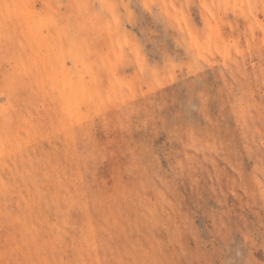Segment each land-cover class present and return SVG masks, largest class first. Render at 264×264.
<instances>
[{
    "label": "rangeland",
    "instance_id": "374dc122",
    "mask_svg": "<svg viewBox=\"0 0 264 264\" xmlns=\"http://www.w3.org/2000/svg\"><path fill=\"white\" fill-rule=\"evenodd\" d=\"M0 264H264V0H0Z\"/></svg>",
    "mask_w": 264,
    "mask_h": 264
}]
</instances>
